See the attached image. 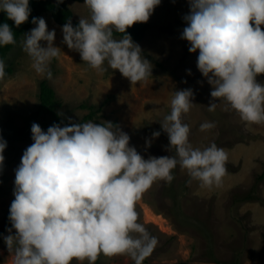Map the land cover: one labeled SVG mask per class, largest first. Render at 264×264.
Instances as JSON below:
<instances>
[{"label": "clouds", "instance_id": "clouds-1", "mask_svg": "<svg viewBox=\"0 0 264 264\" xmlns=\"http://www.w3.org/2000/svg\"><path fill=\"white\" fill-rule=\"evenodd\" d=\"M84 3L90 18L80 17L75 27L71 20L65 23L62 43L79 52L82 61L97 72L110 68L132 84L147 81L153 66L127 29L147 22L161 0ZM188 3L181 39L189 42V52L199 50L197 68L212 86L208 111L214 112L216 101H223L225 110L237 111L246 124H264V84L257 82V76L264 74V0ZM0 12L19 27L29 20L30 0H0ZM31 23L36 26L24 33L23 50L35 72L51 80V61L61 52L53 44L56 30H49L43 17L33 16ZM114 32L124 35L116 39ZM16 43L12 26L0 23V47ZM5 68L0 58V80L6 76ZM186 71L191 74L190 69ZM193 99L191 88L175 91L171 112L160 122L168 135L167 150H174L168 156L146 159L130 146V136L112 122L63 127L54 123L46 131L33 123V143L15 169V198L8 216L11 227L3 236L12 264H71L74 259L95 264L101 254L127 255L134 264H143L158 245V239L138 222L136 205L143 194L157 181L171 184L177 166L187 171L189 183L195 180L209 189L219 187L228 171L229 157L223 148L215 142L194 148L189 140L191 130L183 117L194 106ZM215 127L214 122H204L200 131ZM160 135V131L152 132V138ZM151 145L152 139H146L145 151ZM6 147L7 141L0 136V171Z\"/></svg>", "mask_w": 264, "mask_h": 264}, {"label": "rangeland", "instance_id": "rangeland-1", "mask_svg": "<svg viewBox=\"0 0 264 264\" xmlns=\"http://www.w3.org/2000/svg\"><path fill=\"white\" fill-rule=\"evenodd\" d=\"M68 5L76 19L90 18L84 2L68 0ZM188 12V0H161L154 8L152 28L142 41H134L151 62L152 76L136 84L119 70L108 68L100 73L89 67L79 52L62 43V26L44 13L48 29L56 30L53 44L61 49L59 58L51 61L53 78L49 81L69 120L79 121L90 112L80 108L83 103L101 107L91 121L118 125L130 136V146L146 159L149 155H174V150H167L168 135L160 122L171 112L175 91L191 88L194 106L183 117L191 130L189 140L194 148L203 149L213 142L223 148L229 157L228 171L219 187L209 189L201 188L195 180L189 183L187 171L177 166L171 184L157 181L143 194L136 205L138 222L158 239L157 247L143 263L264 264V124H246L237 111L225 110L223 101L217 100L216 110L208 111L212 86L197 68L199 50L189 52V42L181 39L187 26L183 16ZM261 27L264 30V25ZM23 38L11 56L17 62L14 72L0 80V136L7 141L0 171V221L15 198V169L33 143L31 125L37 123L47 130L42 118L36 117L40 84L47 78L33 69L32 59L22 47ZM42 44L46 46V42ZM257 82L264 84V74L257 76ZM204 122H214L216 127L200 131ZM21 130H25L24 135L16 134ZM153 131L161 135L152 138ZM146 139H152L147 151ZM249 194L261 199H249ZM12 259L2 236L0 264H12ZM71 264L88 262L74 259ZM95 264L134 262L127 255L101 254Z\"/></svg>", "mask_w": 264, "mask_h": 264}, {"label": "trees", "instance_id": "trees-1", "mask_svg": "<svg viewBox=\"0 0 264 264\" xmlns=\"http://www.w3.org/2000/svg\"><path fill=\"white\" fill-rule=\"evenodd\" d=\"M78 2H84V0H74ZM30 7L32 12L29 16V20L19 27H16L13 21L9 20L5 13L0 12V23H8L13 28V33L16 38L17 43L12 45H6L0 47V58L4 59L6 62V76L11 75L15 70V58L11 56L14 50L19 45V42L24 37V33L30 31L36 25L31 23L33 16L42 17L44 13H49L53 19L63 26L69 20H71L73 26L75 27L79 20L76 19L73 9L68 5V0H63V3L58 4L57 0H30ZM152 15L149 20L145 23L137 22L127 29V33L131 35L133 41H142L149 30L152 28L151 23ZM123 33L114 32V37H123ZM41 91L39 94L40 104L36 112V117L42 118V123L44 127L48 128L55 124H60L62 127L65 125L70 126L72 123H85L95 119L97 113L101 111V107H97L95 104L83 103L80 105V108L89 109V113L86 114L81 120H69L68 117L61 111L63 107V102L57 96L56 90L51 86L49 79L41 81L40 84ZM62 114V115H61ZM16 134L24 135L25 130L16 131ZM1 135V134H0ZM261 177L264 178V172L261 174ZM247 198L261 199V197L248 195ZM9 213L0 221V237L4 236L7 231V227H11L8 220ZM99 260V257L98 259ZM146 264V263H143ZM180 264H186V262H181Z\"/></svg>", "mask_w": 264, "mask_h": 264}]
</instances>
